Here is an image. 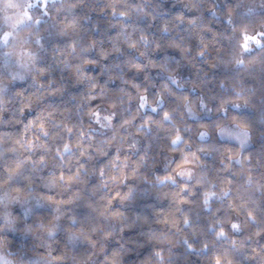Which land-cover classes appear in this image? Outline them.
<instances>
[{"label":"trees","instance_id":"obj_1","mask_svg":"<svg viewBox=\"0 0 264 264\" xmlns=\"http://www.w3.org/2000/svg\"><path fill=\"white\" fill-rule=\"evenodd\" d=\"M75 4L71 13H65L63 10L55 14L56 20L75 17L78 21V34L81 37L82 42L88 43L90 40H94L95 45L89 49L84 56H87L89 63L84 65V71L92 74L95 77L98 85H104L113 91L110 95L113 98L118 97V93L115 91L120 87H125L128 91L133 93L132 99H123V103L117 105V115L114 116V123L118 124L121 116L120 109L124 107L127 109L126 115H131L136 107L138 100L135 98V88L127 81L131 80L136 84H139L142 88L146 89V94L151 97L155 93L157 87H160L163 82L167 81V74L164 73L158 66L148 64L147 60L156 61L157 64L161 61L162 57L168 56L173 59L169 61L171 67L176 69V73L180 77V80L184 83L185 87L177 89L175 86L170 85L174 92L180 94H188L190 98L204 95L208 107L211 111H205L199 109L198 101H196L197 112L199 120L194 117H189L184 113L182 108V101L177 96L166 95L165 103L162 106L161 112L164 108L173 110V118L177 121V126L181 130V134L185 138L189 139L193 143H201L198 138V125L200 123H209L215 121L219 117L224 115L223 112L217 111V104L219 100L233 95V86H247L252 85L258 87L262 74L257 67L256 71L250 72L248 70H240L229 65L225 67L223 63L217 60V55L224 56L226 51L229 49V40L227 39L230 28L224 22V17L228 13V8L231 7L233 10V18L239 19V13L243 11L245 0H127V3H141L147 7L148 11H152L153 15L149 16L146 14L133 15L126 19V23L130 25L128 31H133L134 37L139 35L140 29H143L145 34L149 36V39L160 38L161 48L150 49L147 58L137 56L134 49L128 48L126 44H122V51L120 53L110 51L107 56H101V49H110L111 40L110 37H115L116 33L120 30L119 24L114 21L117 19L113 15L112 7L109 5L113 4V0H70ZM197 2L202 6L200 8L185 7L186 4H192ZM217 9V15L220 19L211 16V9L208 5ZM118 10H124L123 4H117ZM182 13L183 18H177L176 14ZM194 15H199L201 21L193 27L189 24L188 18ZM165 20L169 21L170 32L168 34L161 35V23ZM52 32L53 34L48 37V40L44 41L45 49L42 50L44 59L40 62L39 66L48 67V71L44 73H37V79L40 82L46 83L47 80L53 79L57 83L64 85L63 89L58 92H47L45 94L43 102L33 100L31 106L25 107L24 111L19 114L18 122H14L11 125H0V133H11L13 139L15 134L23 130V124L27 123L29 119L36 116L45 104H51L57 108L54 113L55 119H63L69 125H87L90 123L88 118L83 115H77L75 111V105L81 102L82 95H88L87 85L83 81H77L75 73L72 69L62 68L57 60H63L65 56L69 58L70 63H77L78 61L73 58L68 50L65 48V44L68 40L72 39V35L58 36L55 34V29L47 28L46 33ZM72 33V32H71ZM184 38V43L187 48L182 53L180 49L172 46L168 43L169 39H178L179 37ZM203 40L208 45V52L205 58L201 59L198 57V48L200 42ZM63 48L64 51H60L57 48ZM126 56H137L140 63L146 64L143 69L130 68L127 65H123L124 79L121 80L115 70L113 75L109 76L108 72L101 71V65L112 64L117 60H123ZM91 61H95L92 63ZM147 74L148 79H145ZM223 80L224 84L221 85L220 81ZM255 82V83H254ZM32 75L26 76L24 80L19 82H11L9 88L11 92L15 93L17 89H21L24 92L25 97L29 92L34 91ZM56 85L53 84V87ZM193 89L195 91H193ZM97 87L94 91H99ZM256 97H253V101L257 102ZM19 99L12 102L13 106L19 104ZM104 103L105 106L110 105V101L101 97H92L86 106H92L95 104ZM242 107L233 109L231 103L226 105L229 115H237L248 118L250 120L255 119L256 112L258 109L253 108L252 105H245L241 102ZM66 111H63L65 110ZM183 114V115H182ZM144 115H151L154 119H158L157 113L151 109L141 110L140 115L136 116L134 123L139 124ZM39 123V121H37ZM190 125L189 129H185L184 125ZM94 127H96L93 124ZM83 128V127H80ZM122 132L123 129H120ZM110 135V131L106 132ZM26 136L29 133L25 134ZM37 136L41 139H46L43 134L37 132ZM140 137V150H143L144 145H147L150 154L155 156L158 161L163 159L164 154L167 152L168 139L165 135V130H158L156 125L151 126V130L145 134L135 133ZM77 132L68 133L67 139L74 141L76 139ZM52 148L50 139L46 140ZM207 144L214 145L215 147L211 150L206 149L205 151L198 152L197 154L204 161V168L211 177H216L218 180L230 177L233 183L229 184L230 198L233 203L239 205L241 200H249V192L246 191V185L243 181L245 178L244 172L240 171V166L232 162L233 170H224L223 172L217 173V169L222 168L221 155H224L225 161L227 160V154L224 152L225 148H236L238 145L234 141H230L227 138H221L216 135L214 130L211 132L209 138L203 141ZM60 143V141H56ZM86 143V141H81ZM12 141L0 142V173L4 172L3 164L7 161L16 158L17 153L12 151ZM91 150V149H90ZM41 149H37L33 154V158L39 155ZM115 152V147H111L108 150L107 156H111ZM243 153L248 154L250 157V163L255 165L251 171L254 174L264 171L261 165H264V139L259 138V130L257 129L253 135L252 141L249 146L243 149ZM23 154L27 155V152ZM79 154V153H78ZM124 151H121V155ZM174 158L179 159L178 154H173ZM94 159L89 161L88 167H98L100 163H103L107 158ZM260 157L258 160L257 158ZM135 157H133L134 159ZM86 157H82V160ZM73 163V171L75 170ZM53 167V162L49 161V164L41 169V174L47 175L48 169ZM147 172V170H146ZM98 177L95 173L87 177L88 183L85 185L74 184L73 187H78L81 192V199L72 201L66 206L73 209L74 214L78 217H95V222L101 225L105 223H115L116 232L108 238L104 239L105 248L101 252L96 250L95 259L96 264L104 259V256L111 253L113 248L118 247L120 243L128 242L133 251L125 253V264H135L136 260H139L151 252L153 247H159L160 242L149 240L147 237V230L153 228L157 231L168 232L174 230L172 226L163 221L165 215L175 216L178 218L177 226L181 227V230L188 236L189 242L193 243L196 248L200 247V243L204 240L209 242V252H197L195 249L188 250L186 246L181 243L179 245L172 246L173 256L171 257L172 264H208L210 257L213 255L212 249L216 252H224L226 249L229 251V256L232 260L238 261L239 264H259V256L250 255L252 248H259L264 245V233L253 234L260 221L264 220V214L257 211V221L248 222L246 221V213L243 208L240 212H236L234 209L220 206V202L213 199L211 201V207L218 209V215L220 217L230 216L233 219H238L242 222V227L239 231L231 229L230 224L227 220L224 221L223 226L228 231V237L235 236L237 239H243L250 237L245 240L244 249H231V244L227 238H215L214 233L207 229V224L216 219L211 212L202 207V201H200L198 192L199 186H196V191L191 193H185L188 195V199L185 201H179L173 199L171 191L167 194H157L155 190L149 192L146 195L139 193L134 194L131 200H126L123 203L118 198L113 200L112 207L119 208V210L129 219L139 213L141 216H146L148 219L146 222H137L132 224L130 227L124 228L122 231L119 229V219L109 218L105 221L103 217L98 215L100 209L105 203L100 197L106 194L103 190L92 191V185L97 183ZM128 183H136L138 187H144L143 181H137L129 177L126 180L125 185L117 186L121 192L126 190ZM37 192H48L52 194L53 190L46 189L39 183L36 184ZM251 191V200H254L259 207H264V193ZM56 192L57 199H66L72 192V188L64 189L61 192ZM92 200L95 202V207H89L85 200ZM52 202L45 201V204L38 208L36 213L29 219L28 222H34L39 218L47 219L51 212ZM224 204H227L225 199ZM250 204V203H249ZM177 205L180 209L190 215L193 222V227L196 229L193 234V228L183 225L180 213L177 211ZM87 227V223L85 224ZM99 233L92 234V239H96ZM251 245V247H249ZM70 247V246H69ZM99 249V245H97ZM42 250V249H41ZM65 250L64 234L58 236L56 250L53 251V256H62ZM91 245L85 240L80 243L76 248L69 252V255H74L78 259L86 256L88 252H91ZM91 258V257H90ZM63 261V259L61 260Z\"/></svg>","mask_w":264,"mask_h":264},{"label":"clouds","instance_id":"obj_2","mask_svg":"<svg viewBox=\"0 0 264 264\" xmlns=\"http://www.w3.org/2000/svg\"><path fill=\"white\" fill-rule=\"evenodd\" d=\"M77 2H82V0H77ZM44 4L45 0H0V125H11L14 122H18L19 114L24 111L19 110L21 100L15 93L11 92L8 82L13 80H24L25 77L29 75H32L33 80V74L37 72L40 62L44 59L42 50H46L45 44L42 42L43 36L41 35L44 29H42L40 25L43 23L48 28L51 27L55 29L56 35L62 36L61 33L56 31V27H58L56 23H51L49 18L55 19V14L62 10L65 13H71L74 3L70 2V0H48L47 9ZM117 4H123L124 10L128 13L127 16L121 17L119 15V10L113 12V15L117 17L114 22L119 24L120 30L118 32L123 41L127 39L125 34L130 32L128 31L130 25L125 22L126 19L133 15L146 14L147 7L145 6V9H142L140 7L142 4L139 2L127 3V0H113L112 5L116 6ZM133 5L136 6L133 7ZM185 7H192V4H186ZM208 7L211 8L212 5L209 4ZM219 7L218 4L215 11H211V16L217 20L220 19V16L217 15V9ZM224 22L230 28V32L227 36L230 46L224 56L217 55L215 58L223 63L225 67L231 65L242 71L247 69V64L249 62H264V36L259 35V33H264V0H245L243 11L239 13V19L233 18L232 10L231 12L228 11L227 15L224 17ZM196 25L192 26L195 27ZM134 31L133 29L131 32L133 33ZM52 34V32H48L49 36ZM69 35H72V39L77 41V46L74 51L68 52L78 62L75 64L70 63L67 57V59H63L62 61L58 59L57 63L62 68L72 69L74 65L81 62L84 53L92 47L87 46L88 43L82 42L78 34V21L75 31ZM252 36L256 38L252 39ZM245 45L247 46L245 47ZM197 55L201 59L205 58V56H201L199 53ZM4 57L8 58L7 64H5ZM238 58L243 59L245 64L237 63ZM166 59L170 61L173 58L166 56ZM84 65L85 64L82 65L83 71ZM106 65L108 64L101 65L102 72H107ZM262 79H264V77H262ZM76 80L80 81L77 78ZM170 85L179 89L185 87L180 77L170 84L165 82L164 86L170 87ZM33 87L34 89L39 88V83H33ZM120 89L121 87L115 90L119 94L116 98L110 95L113 90L106 86L103 95H93L91 98H89V95L81 96V102L75 105V111L78 116H86L90 123L86 126L72 125V132H77L80 127H83L86 133L83 137L76 136L74 141L67 139L68 132L64 129L63 119H55L54 113L57 111V108L51 104H45L38 114L51 111L53 118L45 117L49 135L45 137L46 139H41V141H36L35 143L39 147L44 140L50 139L52 141V145H55L54 149L48 143L49 146L46 151L49 161L53 162V164L57 162V149H59V154L63 155L65 162L68 161L69 158L75 161V156L79 155V145L77 141H86V144L92 145L91 150L89 149L92 153L91 161L94 157L96 159L106 157L109 148L113 146L115 149L119 148L120 151L123 150L128 153V160L124 162L117 161L116 167L113 170L119 169L121 164L125 163L128 167L134 168L136 171L135 174L129 173L121 176L119 178L121 182L115 185L116 187L125 185L127 178L131 177L138 182L143 181L145 186L138 187L136 183H128L124 191H127L131 185L134 194L139 193L141 195H146L153 190H155L157 194H167L169 191L172 193L178 189L180 184L190 183L192 186V193L196 191V186H199L198 195L200 201H202V205H208L203 208L211 212L215 217L214 209L211 207V201L213 199L217 201L224 200L231 190L226 181L211 177L206 170H203L204 161L197 154L198 152H202L200 150L201 143H193L182 134L177 137V121L173 118L166 124H160L159 122L156 124L158 130H165V135L168 139L167 152L164 154L163 159L158 161L155 156L150 154V151L147 157L141 159L139 156L142 151L140 150V137L135 135V133H140L142 135L147 133L148 131L145 130V125L140 123L136 124L134 121L121 124L120 121L125 117V112L127 111L124 107L120 109L121 119L119 123L116 124L113 120L114 116L117 115V111L115 110L117 105L122 104ZM99 91H97V93H99ZM193 91L195 90L193 89ZM46 93L47 91L41 89L39 95L35 97L34 100L43 102ZM94 96L109 101L115 100V103L110 102L109 106H105L104 103L95 104L90 107L86 106ZM125 97L129 99L127 95H125L123 99ZM17 99L20 101L19 104L13 106L12 102ZM256 99L257 102L260 103L258 97ZM153 103L159 106V99L157 98L156 101H153L150 97L149 102L145 104L144 108L141 110L151 109L155 112L156 108L153 107ZM231 107L233 109H238L241 108L242 105L240 104L239 107H235L231 104ZM53 109H55V111H52ZM141 110L137 112L135 109L132 114L138 116ZM97 111L100 113L99 116L95 114ZM107 116H111V119L106 118ZM189 117H191V115H189ZM57 120H60L61 123L57 124ZM221 123L223 126L232 129H237L239 127L231 119H225L221 121ZM93 124L98 127H94ZM25 127H28L27 123L23 124V128ZM120 129H123V131L121 132ZM257 129L259 130V138L264 139V121H258L257 119L252 121L251 128L247 133V138H245L242 130L236 135H222L219 131L215 130L214 126H210L207 137L200 136L199 134L197 135L199 141H203L209 138L211 132L214 130L217 136L234 141L236 145H238L234 150L243 153V149L250 145ZM108 131H110V135L106 134ZM37 132L42 134L40 129L34 126L31 127L32 135L35 136ZM87 133H91V139H89ZM113 133H115V135H113ZM105 136L111 138V144L105 141ZM173 137L176 138L173 139ZM186 140L188 141L187 143L185 142ZM4 141H12V147L17 155L23 154L27 147L23 144V141L15 143L13 137L6 132H4L0 142ZM56 141H60V143L57 144ZM98 145H103L102 150L97 147ZM173 154H178L179 159L186 155L187 159L192 162L188 165L177 167L176 161L179 159L174 158ZM109 157L110 156H107L104 161H108ZM133 157L135 158L133 159ZM233 161H235L236 165L240 166V169L243 168L244 162L241 160L240 156H236ZM221 163L222 168L217 169V173L223 172L224 170H233V167L229 166V162L221 160ZM105 167L107 170L110 166L106 163ZM41 169L39 171L28 170L22 173V177L32 181V187L25 188L22 193L14 191V186L10 185L7 181L0 180V194H5L6 196L4 200L0 201V264H74L75 260H78L79 264H96V250L94 249L91 251V258L88 254L79 259L74 255H69L72 249L85 241L80 236L79 229L69 233L68 229L65 227L70 222L77 223V221H70V217L76 215L71 207L66 205L56 207L52 204L51 212L47 219L39 218L34 222H28L36 213L37 209L45 204L43 199L38 198V192L32 190L36 188L37 183L46 189L48 188L43 182V177L47 176L48 173L47 175L41 174ZM92 169L93 167H88V172L91 173ZM169 173L170 175H167ZM243 183L246 185L245 190L249 192L248 201L250 204L255 201L251 200V191L249 190L264 193L260 188L249 185L246 179H244ZM81 185L83 186L84 184L81 183ZM94 186L95 187H92V191L99 189L107 192V190L114 185L111 181H104L103 185H101L97 180ZM64 189L67 188H56L58 192ZM177 211L180 213L183 225L191 228V226L184 223V212L180 209L179 205H177ZM137 215L140 214L137 213L133 217ZM103 218L105 221L109 220L108 217ZM213 222H215V220H213ZM82 223L84 227H86V223L87 227H90L93 223L97 226H101V224L95 222V217H85ZM240 224L242 227V222H240ZM109 226V223L103 224L105 228ZM173 229L174 230H169L168 232H163L149 228L146 233L148 239L160 242V246L153 247L150 253L136 260L135 264H172V246L181 243L184 244V239L187 236L181 230V227L177 226V223L173 226ZM62 233L64 234L65 250L63 252V261H57L54 259L53 251L56 250L57 238ZM154 234L155 238H153ZM227 239L231 244V249L242 250L245 248V240L248 238H236L235 244H233L231 237H227ZM124 244L125 249L122 251L120 264H125L124 254L133 251L132 247H130V243L124 242ZM193 249L199 252L196 247L189 248L188 250L192 251ZM225 251L229 254L227 249ZM255 256H259V260L261 259L259 253ZM102 261H99V264H101ZM233 264H239V262L233 260Z\"/></svg>","mask_w":264,"mask_h":264},{"label":"snow or ice","instance_id":"obj_3","mask_svg":"<svg viewBox=\"0 0 264 264\" xmlns=\"http://www.w3.org/2000/svg\"><path fill=\"white\" fill-rule=\"evenodd\" d=\"M45 8L47 9L48 6V0H45L44 4ZM73 8L75 7V4L72 5ZM112 7L113 12H117L118 9L114 5H109ZM136 5H133L135 7ZM202 5L194 2L192 3V7L194 8H200ZM142 9H145V5H140ZM211 11H215L214 7L210 8ZM228 11L231 12L232 8L229 7ZM146 14L149 16L153 15L152 11L146 10ZM119 15L121 17L127 16L128 13L125 10H119ZM177 18H183L182 13L176 14ZM55 18V17H54ZM201 21V17L199 15H194L188 18V22L190 25H196ZM56 31L61 33L62 36H68L71 32H74L77 27V21L75 18H68L67 16L64 19L56 20ZM161 29V35L168 34L170 32V25L168 20H165L161 23L160 26ZM127 36L126 40H121L120 33L117 32L115 35V38L110 37L111 40V48L110 49H101L100 55L101 56H107L110 51L120 53L122 51V44H126L128 48L134 49L137 53V56L147 58L149 55L150 49H160L162 44L160 38H152L149 39V36L145 34L143 29H140L139 35L135 36L132 32H128L125 34ZM259 35L264 36V33H259ZM247 36V34H246ZM255 36H252V39H255ZM94 40H90L87 44L89 47H93L95 45ZM168 43L172 46L180 49V51L183 53L185 49L187 48V45L184 43V38L181 36L178 39H169ZM77 46V41L75 39L68 40L65 44V48L68 51H74ZM247 45H245L246 47ZM57 48L60 51H64L63 48H59L57 45ZM207 49L208 45L201 40L200 47L198 48V53L201 56L207 55ZM137 56H126L123 60H117L115 63L106 65L107 72L109 73V76L111 77L113 75V71L115 70V74L119 76L120 79H124V73H123V65H127L130 68L135 69H143L146 67V64H142L138 61ZM64 59H67V55ZM5 64L8 63V58L4 57ZM89 59L87 56H82V60L79 64H76L72 67L73 72L75 73V77L83 82L87 83L88 86V95L89 98L93 95H103L104 94V85H98L96 83L95 77L82 70V65L89 63ZM92 63H95V61H91ZM148 64H153L158 66L164 73L167 74V83L170 84L172 81L176 80L179 76L176 73V69L171 67L169 60L165 57L161 58V61L157 64L156 61L147 60ZM237 63L245 64V61L243 59L238 58ZM257 67L259 68V71L264 74V62L257 63L255 61L249 62L247 64V69L250 72H255ZM48 67L44 66H38L37 72L33 74V82L39 83V88H35L33 92H29L28 95L25 97L23 90L17 89L15 92V95L18 96L21 100V104L19 106V110L23 111L25 107L31 106L33 100L35 97H37L40 93V90L43 89L47 92H58L61 91L64 87L62 83H57L53 79L47 80L46 83L40 82L37 79V73H44L48 71ZM15 75V74H14ZM264 77V75H262ZM145 79H148L147 74L145 75ZM127 83L131 84L133 88H135V98L138 100L136 111L139 112V110L144 108V105L149 102V95L146 94V89L142 88L139 84L134 83L133 81L129 80ZM221 85L224 84V81H220ZM53 84L56 86L53 87ZM165 82L161 84L160 87H157L155 93L151 95V99L153 101H156L157 98L159 99V106H157L155 103H153V107L156 108L155 113L158 114L159 118L154 119L151 115H144L143 118L140 121V124L145 125V130L150 131L152 125H156L158 122L160 124H166L169 121L173 119V110L169 108H164L161 112L162 106L165 103V96L166 95H172L177 96L179 100L182 101V108L184 109V113H186L187 116L191 115V117L196 118L199 120L197 107H196V101H198L199 109L205 110V111H211V109L208 107V103L206 102V99L203 94L200 96L192 97L190 98L188 94H180L178 95L177 92H174L172 88L164 86ZM97 87H99L100 91L97 93V91H94ZM179 89V88H177ZM233 95L226 96L219 100V103L217 104V111L223 112L224 115L222 117H219L215 121L211 122V125L209 123H200L198 125V134L203 137H207L208 131L210 129V126H214L216 131H219L222 135H236L241 130L244 132L245 138H247V133L251 128L252 120L237 116V115H229L226 105L228 103H231L235 107H239L241 102L245 105H252L253 108L258 109L255 115V119L258 121H264V79L261 78V81L258 85V87H253L252 85L247 86H240L236 87L233 86ZM120 91V99L121 103H123V97L127 95L129 99L133 98V93L128 91L127 88L121 87ZM257 92H259L258 99L260 100V103H256L253 101V97H256ZM111 103H115V100L110 101ZM194 105V106H193ZM52 111H55L53 109ZM63 111H66L63 110ZM97 116L100 115V113L97 111L95 112ZM53 118L51 115V111L44 114H38L36 117H33L27 121L28 127L23 128L22 131H19L15 134L14 142L19 143L23 141V144L26 145L25 152L28 154H19L16 156L15 159L7 161L3 164L4 172L0 173V180L7 181L10 185L14 186V191L17 193H22L25 188H31L32 187V181L30 179H26L22 177V173L24 171H39L41 168H45L49 164V158L47 154V148L48 143L46 140L42 141V143L37 146L35 143L36 141H41L40 136L32 135L31 134V127H36L41 130L44 137H48L49 130L47 128V120L45 117ZM137 115L132 114L125 116L120 123L121 124H127L130 121H134ZM106 118L111 119V116H107ZM225 119H231L235 122L236 125L239 127L237 129L228 128L222 125L221 121ZM39 121V123H37ZM57 124L61 123L60 120L56 121ZM64 129L71 133L73 131L72 125H69L67 122L63 121ZM185 129H189L190 125L185 124ZM26 133H29V135H25ZM4 133H0V140H2ZM8 135L12 136L11 133H8ZM86 133L83 128H79L77 130V136L83 137ZM89 136V139L92 138L91 133H87ZM115 135V133H113ZM176 136H181V130L178 126H176ZM176 137H173V139ZM105 141L109 144H111V138L109 136H105ZM205 141V140H203ZM201 141L200 150L205 151L206 149L211 150L214 148V145L207 144L205 142ZM188 142L187 140L185 141ZM78 152L79 155L75 156V164L73 171V160L72 158H69L68 161H64L63 155L59 154V149H57V162L53 164V167L48 169V175L43 177V182L48 186L47 189L53 190L52 194H49L48 192H38V198L43 199L44 201L52 202L56 207H60L61 205H67L71 203L72 201H76L81 199V192L78 187H73L74 184H87V177L89 175H92L95 173L98 177V181L101 185H103L104 181H111L113 183V187L109 188L106 192V194L100 199L104 200L105 203L103 204L102 208L100 209L98 215L100 217H108L113 219H119V229L122 231L124 228L130 227L132 224L137 222H146L147 217L137 215L136 217H132L129 219L126 217L119 208H113V200L115 198H118L120 202H124L126 200H131L134 196V192L132 189V186L130 185L127 191L121 192L118 187L115 185L119 184L121 180L119 179L121 176L127 175L129 173L135 174V169L130 168L127 166V164L122 163L121 167L117 170H113L116 167V162H124L128 160V153L124 152L123 155H121V151L119 148L115 149V152L109 157L108 161H104L103 163H100L98 167H93L92 172H88V163L91 161L92 153L89 151V149L92 148L91 144L81 143L80 141H77ZM99 149L102 150L103 145L97 146ZM41 149V152L39 155L35 156L33 158V154L36 152V150ZM12 151H15L12 149ZM224 152L227 154V162H229V166L231 165V162L234 160L236 156H240L241 160L244 162L243 168L240 169L241 172H244L246 182L253 186L258 187L262 192H264V171H261L259 173L254 174L251 169L255 167L252 163H250V157L248 154L245 153H239L238 150H234L233 148H225ZM149 155V148L147 145H144L143 150L140 152L139 156L141 159L147 157ZM82 157H86V159L82 160ZM258 160L260 157L257 158ZM221 160L225 161L224 155H221ZM192 161L187 159V156L182 157L181 159L176 161V166L179 167L181 165H188ZM109 164V169L106 170L105 164ZM138 163V161H137ZM262 168H264V165H261ZM167 175H170L167 174ZM162 179V177H161ZM228 184L233 183V180L230 177H225L223 179ZM72 188L71 194L67 196L66 199H57L56 198V188ZM91 187H95L92 185ZM33 191H36V189H32ZM185 193H188L189 195L192 193V186L190 183L180 184L179 188L176 189L174 192L171 193L174 200L179 203V201H185L188 199V195H185ZM6 198L5 194H0V201L4 200ZM225 199H227V204H224ZM224 200L219 201L221 207H225V210L228 208L234 209L236 212H240L241 208L244 209L246 213V221L248 222H256L257 221V211H259L261 214H264V207H259L255 202L249 204L248 200H241L239 205L233 203L232 199L230 198V191L228 193V196L225 197ZM85 203L89 207H95V202L92 200H85ZM208 206V205H202V207ZM218 209H214L215 214V222L211 221L207 224V229L211 230L215 233V238H227L228 237V231L223 226V223L225 220L230 224L231 229L239 231L241 229V224L238 219H233L230 216H224L220 217L218 214ZM85 219V217H78L77 215H74L70 217V221H77V223H68L65 227L68 229L69 233H72L74 230L79 229L80 230V236L88 242L89 245H91V248L94 250H99L101 252L104 251L105 244L104 239L111 237L114 234V231L116 230V224L109 222L110 226L108 228L101 226H97L96 224H92L90 227H84L82 221ZM178 218L175 216H169L165 215L163 217V221L169 224L170 226H175L177 223ZM183 221L186 225H189L193 228V234H195L196 229L193 227L192 218L189 214L184 213L183 214ZM99 233L100 235L97 236L96 239H92V234ZM264 233V220L260 221L257 228L255 229V234ZM153 238H155V234L153 235ZM233 244L236 243V237H231ZM250 239V237H248ZM97 245H99V249H97ZM184 245L187 249L195 247L193 243L189 242V238L186 236L184 239ZM251 247V245H249ZM125 249V244L121 243L118 245V247L113 248L111 253L104 256L103 261L101 264H120V257L122 255V251ZM199 252H209V242L207 240H204L200 243V247L197 248ZM158 251V250H157ZM213 255L210 257L208 264H233V260L229 256L228 252H216L215 249L211 250ZM261 255V259L259 260V264H264V245H261L259 248H252V252L250 255L255 256L256 254ZM92 255L91 252H88V256L90 257ZM55 260L60 261L63 259L62 256H55ZM74 264H79L78 260L74 261Z\"/></svg>","mask_w":264,"mask_h":264},{"label":"rangeland","instance_id":"obj_4","mask_svg":"<svg viewBox=\"0 0 264 264\" xmlns=\"http://www.w3.org/2000/svg\"><path fill=\"white\" fill-rule=\"evenodd\" d=\"M50 19V21H51V23H53V19L52 18H49ZM40 27L42 28V29H44V31H42L41 32V35L43 36V43H44V41H46V40H48V37H49V35H47V33H46V29L48 28L46 25H44L43 23L40 25ZM49 28H51V27H49ZM52 29V28H51ZM19 81H21V80H13V81H9L8 83H9V85H10V83L11 82H19ZM96 126V125H95ZM96 127H98V126H96Z\"/></svg>","mask_w":264,"mask_h":264}]
</instances>
